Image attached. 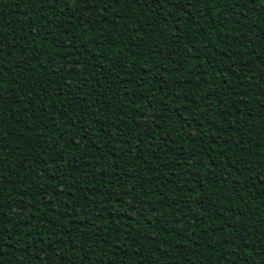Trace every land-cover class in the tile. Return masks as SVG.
Returning a JSON list of instances; mask_svg holds the SVG:
<instances>
[{
	"label": "trees",
	"instance_id": "1",
	"mask_svg": "<svg viewBox=\"0 0 264 264\" xmlns=\"http://www.w3.org/2000/svg\"><path fill=\"white\" fill-rule=\"evenodd\" d=\"M0 264H264V0H0Z\"/></svg>",
	"mask_w": 264,
	"mask_h": 264
}]
</instances>
